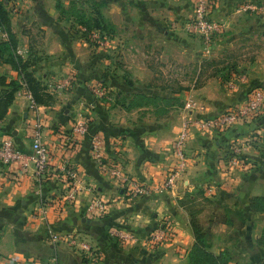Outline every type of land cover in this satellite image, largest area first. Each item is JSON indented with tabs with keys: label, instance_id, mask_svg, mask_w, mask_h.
Here are the masks:
<instances>
[{
	"label": "crops",
	"instance_id": "0c3cea01",
	"mask_svg": "<svg viewBox=\"0 0 264 264\" xmlns=\"http://www.w3.org/2000/svg\"><path fill=\"white\" fill-rule=\"evenodd\" d=\"M57 1L4 0L12 11L15 52L29 61V70L44 86L47 83L49 99L39 103L33 115L24 78L3 59L7 53L1 44L11 36L1 28L0 101L11 96V82L19 81L21 88L5 113L2 109L0 141L11 136L19 149L30 151L32 119L38 117L50 148V167L38 180L19 163L0 159V254L13 256L25 250L36 264H188L195 237L189 204L182 198L199 186L213 193L209 203L200 204L208 248L216 254L229 250L230 264H264V247L258 242L264 212L250 210L251 199L264 195V115L227 130H193L182 178L171 189L160 187L175 165L173 143L185 116L201 119L224 113L264 84V14L238 13L243 0H210L211 18L231 32L221 34L214 45L243 49V58L231 68L239 77L228 88L193 63L195 53L202 51L201 42L182 26L194 17V0H106L103 15L109 30L102 55L79 35L64 34ZM67 81L59 93L57 86ZM92 82L108 89L111 99L92 100L88 90ZM188 97L198 109L186 110ZM77 121H87L89 132L71 143L68 136ZM95 136L102 138L111 164L122 165L132 179L155 189L137 195L112 177L93 156ZM246 138H252L245 152L248 162L233 168L227 155ZM71 173L85 187L76 201L68 198ZM96 196L104 198L108 210L93 218L87 205ZM40 205L46 210L44 220L35 217ZM165 219L172 220V236L157 247L141 237L128 242L110 233L120 226L145 236ZM49 224L57 231L84 234L96 247L97 257L88 260L63 237L50 241Z\"/></svg>",
	"mask_w": 264,
	"mask_h": 264
},
{
	"label": "built area",
	"instance_id": "2783aa9c",
	"mask_svg": "<svg viewBox=\"0 0 264 264\" xmlns=\"http://www.w3.org/2000/svg\"><path fill=\"white\" fill-rule=\"evenodd\" d=\"M210 0H194V17L188 25V30L195 32L202 36L204 39L205 48L210 51L213 43V38L216 34L225 30V26L217 19L210 16ZM238 13L244 14H264V0H243L237 8ZM20 53V50H18ZM68 81L60 83L56 90L61 93ZM233 85V84H232ZM235 86V82L234 85ZM98 97L103 95L111 99V94L108 89L93 88ZM26 96L29 100V109L33 115L37 114L39 109L38 103L35 101L30 90L26 89ZM198 103L192 98L188 97L185 103L187 111L198 109ZM264 115V86L255 87L251 92L249 98L239 104L238 106L230 109L224 113H220L214 117L206 118H189L185 116L183 119V127L178 136L174 140L173 150L175 152L176 162L172 170L168 172L165 179L160 184L161 188L171 189L182 178L187 166V140L193 130L199 131H214L226 130L240 122L258 121ZM89 132V124L87 121H77L72 129L71 135L68 139L71 143H76L79 137ZM31 139L32 147L30 151H23L18 148L15 140L8 136L0 141V159L7 163H19L22 170L31 171L34 177L38 180L45 177L50 167V148L44 141L43 124L38 117L32 119L31 124ZM102 138L95 136L92 143V152L96 161L120 183L127 186L131 191L137 195H148L154 188L150 185L143 184L137 180L132 179L121 165H113L105 157L102 148ZM250 144L238 141L233 148L228 159V164L233 167H239L247 164L245 155L246 150ZM72 182L68 195L69 200L76 201L79 195L83 192L84 188L82 183L79 182L76 175L71 173ZM108 210V204L104 198L96 196L90 200L87 205V212L93 217H101ZM35 217L46 218V210L44 205H40L38 213ZM172 223L168 220L164 225L158 226L150 231L146 238V242L150 247H157L168 242L172 236ZM110 233L114 237L122 238L124 241L133 242L138 238L135 237L128 230L122 229L120 226H114L110 229ZM46 235L50 241H59L62 237L67 243L72 246L77 252L83 253L88 258L94 259L97 257V249L88 237L82 236L77 230L70 231H57L51 224L46 225ZM0 264H36L33 257L25 253H17L13 256H4L0 254Z\"/></svg>",
	"mask_w": 264,
	"mask_h": 264
},
{
	"label": "rangeland",
	"instance_id": "374dc122",
	"mask_svg": "<svg viewBox=\"0 0 264 264\" xmlns=\"http://www.w3.org/2000/svg\"><path fill=\"white\" fill-rule=\"evenodd\" d=\"M107 3L108 2L105 0H58L56 7L59 13V18H61V21L63 22L61 26H62L64 34L69 35V36L79 35L85 41L95 46L97 50L100 49V54L102 55L104 48L106 46L105 44L106 43V33H105L106 31H103L100 29H94L92 31H87L84 26H81L76 21L75 15L80 13L81 11L86 13L87 15L92 14L93 8L95 7H98L100 11L102 12V14H104L103 12L105 11ZM10 15L12 16V11H10ZM189 23L190 21L185 23L182 26V30H184L188 34V36H190L192 39H195V40L198 39V41L201 42V46H202L201 48L202 51H197L195 53V57L193 56V59L194 58L196 59L195 61H193V63H197L198 67L199 65H201L205 72V75H209L211 77L218 76V78L222 81L224 85H227L228 88H233L234 82L239 77V76L237 77V75L239 74V71H236V75H233L231 73V68L234 67L235 64H237L243 58V57H240V55L243 54V49L240 47H235V45L234 46L228 45V47L226 48L225 47L222 48L221 46L214 45L215 40L219 39L221 34L224 35L225 37L226 35L231 36L230 29H227V31H224L225 33L216 34L213 38V43L210 48V51H207L205 48L204 39L202 38V36L195 32L188 30L187 27L188 25H190ZM44 84L45 86H47L46 82ZM93 84L94 83L92 82L91 84L88 85L89 97L92 100L93 99L94 100L95 99L96 100L97 99L108 100V97L104 95L102 97H98L97 94H95V91L92 89L101 88V87L97 85H93ZM263 85L261 84L256 87L263 86ZM251 140L252 138H249V139L246 138V139H243L242 142H246L247 144L252 145ZM231 152L232 150H230V152L228 153L227 159L230 158ZM210 195H213V193L210 190H208V188L207 189L204 187L199 188V186H197V188L190 191L182 198L183 202H186L189 204V215L191 217V221L193 220V216H194L199 224L201 225L203 224L201 223V217H200V212L203 209L201 208L200 204L202 205V204L209 203L207 199L209 198ZM168 220H170L172 223L171 219H165L164 222L158 226L164 225ZM202 227L204 228V225H202ZM126 230L131 232L138 239L141 237V238H144L145 240L148 234L150 233L149 231L145 236H142L138 234L135 230H131V229H126ZM82 236L86 237L84 234H82ZM118 238L119 237H117V239ZM120 239L123 240L122 238ZM70 247L73 249V251H76L72 246ZM24 252L29 255L32 254L25 250ZM83 255L85 256V258L88 259L87 255L85 254Z\"/></svg>",
	"mask_w": 264,
	"mask_h": 264
},
{
	"label": "trees",
	"instance_id": "16d2710c",
	"mask_svg": "<svg viewBox=\"0 0 264 264\" xmlns=\"http://www.w3.org/2000/svg\"><path fill=\"white\" fill-rule=\"evenodd\" d=\"M75 16L76 21L81 26H84L87 31H92L94 29H100L103 31L109 30V25H107L105 17L98 7L93 8L92 14L87 15L81 11ZM1 28L6 30L11 36L9 41L3 42L1 44V51L7 53L6 56H3V59L11 62L13 66L19 71L20 75H22L24 81L27 84L28 90L31 91L35 101L38 104L44 103L49 99V95L47 92H45L46 87L29 70V61L24 60L22 56L16 54L15 52L17 50L18 43L16 39L12 37L11 15L10 11L5 5L4 0H0V29ZM20 88L21 84L19 81L15 80L11 82V96H7V100L5 101H0V111L2 112L0 117L3 116V110L5 113L8 103H10L13 99L14 93ZM250 210L253 213L264 212V195H257L251 199ZM191 225L194 232L195 243L189 251L188 264H230L231 254L229 250H223L216 254L208 248L205 229L201 224L198 223L194 216L193 220L191 221ZM258 242L261 246H264V229Z\"/></svg>",
	"mask_w": 264,
	"mask_h": 264
}]
</instances>
